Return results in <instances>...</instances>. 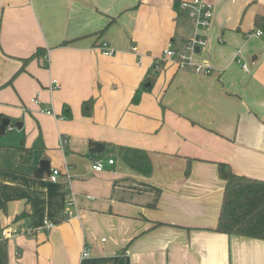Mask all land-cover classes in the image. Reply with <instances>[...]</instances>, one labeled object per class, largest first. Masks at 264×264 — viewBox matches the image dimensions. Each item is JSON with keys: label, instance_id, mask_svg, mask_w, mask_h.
Returning <instances> with one entry per match:
<instances>
[{"label": "crops", "instance_id": "obj_1", "mask_svg": "<svg viewBox=\"0 0 264 264\" xmlns=\"http://www.w3.org/2000/svg\"><path fill=\"white\" fill-rule=\"evenodd\" d=\"M212 2L195 58L211 72L164 60L133 103L168 43L194 33L175 0H0V230L55 223L0 236V264H264V239L215 231L218 163L264 180V38L251 35L264 0Z\"/></svg>", "mask_w": 264, "mask_h": 264}, {"label": "trees", "instance_id": "obj_2", "mask_svg": "<svg viewBox=\"0 0 264 264\" xmlns=\"http://www.w3.org/2000/svg\"><path fill=\"white\" fill-rule=\"evenodd\" d=\"M179 1L175 0L177 8ZM108 26L97 33H103ZM44 54L45 49L38 48L33 55L43 57ZM157 71L152 70V73L143 81L132 98L133 103L139 101L141 90L151 89ZM91 111V101H85L83 114L89 116ZM64 116H70L69 109H64ZM2 117L0 114V123ZM29 153L22 154V159H28ZM218 173L224 180V189L215 231L228 235L236 234L264 239V180L235 173L226 162L218 163ZM36 174L39 175V173Z\"/></svg>", "mask_w": 264, "mask_h": 264}, {"label": "built area", "instance_id": "obj_3", "mask_svg": "<svg viewBox=\"0 0 264 264\" xmlns=\"http://www.w3.org/2000/svg\"><path fill=\"white\" fill-rule=\"evenodd\" d=\"M178 9L182 12L185 16L192 19L194 24V33L190 37H188L181 46L175 47L170 42L168 43L167 47L162 52V58L160 60L154 62L150 67L151 70H159L160 64L164 60H171L173 61L176 66L180 69H186L188 67H192L193 71L198 74H209L211 72V65L208 62H197L196 56L198 53L201 52L202 49L205 48L207 42L206 40L200 35L201 31H205L208 29L212 22L213 11H214V4L212 0H180L178 4ZM251 35L261 38H264V30L257 29ZM196 48H199V51L196 52ZM241 51L240 49L237 51L236 62L241 63V66L244 70L248 69L247 64L239 58ZM103 54L111 55L113 51L109 48H105L103 50ZM236 56V57H237ZM138 63H141V59H138ZM51 83L54 87L58 88L59 83L57 80L52 79ZM37 97L31 98V102H37ZM47 114H52L51 110H44ZM11 129V127H9ZM109 163H113V159L108 160ZM103 168V161L100 158H93L91 170L95 172L101 171ZM60 173L59 169H52L49 175V179L52 182H56L58 179V175ZM75 202L72 197V192L68 189L65 193L64 197V213L67 218L77 217V214L74 210ZM55 226V223L50 220H44L41 226H26V225H16L10 226L9 228H2L0 230V236L4 238H12L19 234H33L40 230H49ZM88 250H84L82 252V256H87Z\"/></svg>", "mask_w": 264, "mask_h": 264}, {"label": "water", "instance_id": "obj_4", "mask_svg": "<svg viewBox=\"0 0 264 264\" xmlns=\"http://www.w3.org/2000/svg\"><path fill=\"white\" fill-rule=\"evenodd\" d=\"M199 51V48H196V52ZM9 124V120L7 118L2 119L1 123H0V133H4L7 125ZM17 126V125H16ZM104 150V145L102 143L99 142H95L93 143L92 147L89 149V152L94 154V153H99L102 152ZM38 170L49 174L50 173V164L49 161L46 159H43L40 161V166L38 167Z\"/></svg>", "mask_w": 264, "mask_h": 264}, {"label": "rangeland", "instance_id": "obj_5", "mask_svg": "<svg viewBox=\"0 0 264 264\" xmlns=\"http://www.w3.org/2000/svg\"><path fill=\"white\" fill-rule=\"evenodd\" d=\"M198 54H200V53H198ZM198 54H197V55H198Z\"/></svg>", "mask_w": 264, "mask_h": 264}]
</instances>
